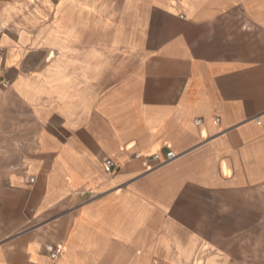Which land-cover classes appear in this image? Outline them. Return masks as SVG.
<instances>
[{
	"label": "crops",
	"instance_id": "0c3cea01",
	"mask_svg": "<svg viewBox=\"0 0 264 264\" xmlns=\"http://www.w3.org/2000/svg\"><path fill=\"white\" fill-rule=\"evenodd\" d=\"M0 46V264H264V0H0Z\"/></svg>",
	"mask_w": 264,
	"mask_h": 264
},
{
	"label": "built area",
	"instance_id": "2783aa9c",
	"mask_svg": "<svg viewBox=\"0 0 264 264\" xmlns=\"http://www.w3.org/2000/svg\"><path fill=\"white\" fill-rule=\"evenodd\" d=\"M4 60H5L4 48L0 46V87L6 89L10 86V81L5 77ZM198 123H201V120H198ZM136 157L139 156L136 155ZM174 158H175V154L172 151H168L167 153H165L164 156H161L160 154H154L153 156L146 158L145 165L148 166L150 160L156 161L157 164L152 168L155 169L171 162ZM116 167L117 165L112 158L106 160V162L104 163V170L109 174L113 173ZM47 251L49 254V258L53 262H56L62 253V248L61 247L54 248L52 245H48Z\"/></svg>",
	"mask_w": 264,
	"mask_h": 264
},
{
	"label": "rangeland",
	"instance_id": "374dc122",
	"mask_svg": "<svg viewBox=\"0 0 264 264\" xmlns=\"http://www.w3.org/2000/svg\"><path fill=\"white\" fill-rule=\"evenodd\" d=\"M1 135V134H0Z\"/></svg>",
	"mask_w": 264,
	"mask_h": 264
}]
</instances>
